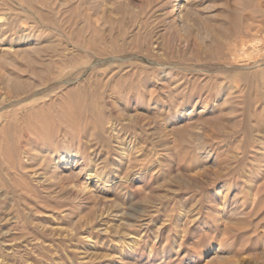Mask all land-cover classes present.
I'll list each match as a JSON object with an SVG mask.
<instances>
[{
    "label": "rangeland",
    "instance_id": "obj_1",
    "mask_svg": "<svg viewBox=\"0 0 264 264\" xmlns=\"http://www.w3.org/2000/svg\"><path fill=\"white\" fill-rule=\"evenodd\" d=\"M0 264H264V0H0Z\"/></svg>",
    "mask_w": 264,
    "mask_h": 264
}]
</instances>
